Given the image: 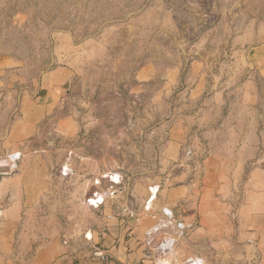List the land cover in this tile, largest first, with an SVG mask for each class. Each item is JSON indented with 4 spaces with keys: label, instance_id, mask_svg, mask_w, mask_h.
<instances>
[{
    "label": "rangeland",
    "instance_id": "obj_1",
    "mask_svg": "<svg viewBox=\"0 0 264 264\" xmlns=\"http://www.w3.org/2000/svg\"><path fill=\"white\" fill-rule=\"evenodd\" d=\"M6 180L28 198L18 263L54 238L92 251L105 212L87 201L106 192L118 220L161 224L145 237L159 264H264L260 236L234 235L242 206L264 201V0H0ZM204 180L222 184L201 201H222V218L180 232L170 189L196 203Z\"/></svg>",
    "mask_w": 264,
    "mask_h": 264
},
{
    "label": "crops",
    "instance_id": "obj_2",
    "mask_svg": "<svg viewBox=\"0 0 264 264\" xmlns=\"http://www.w3.org/2000/svg\"><path fill=\"white\" fill-rule=\"evenodd\" d=\"M211 161L210 166L214 165L213 167L218 170L222 162L221 159L217 158ZM12 179L15 180L16 178L12 177ZM7 181L9 180L0 184V206H3L2 202L4 201V197L8 195V192L15 194L16 197H14L15 199L11 207L4 210L0 209V264H22L17 262L18 250L10 246V243L14 238L12 228L20 223L17 219V213L23 206L28 205V198H24L25 190L23 186L18 189L16 184L12 186L13 182ZM8 183L11 185V189L9 188L5 192L4 189H6ZM205 183L206 181L204 180V184ZM221 187L222 184L217 181H215L213 185H211L210 182L202 185L199 189L201 200L196 203L190 200L191 198L189 197L191 196L189 194L191 190H189L187 186L170 189V193H174L175 197H184V201L186 202L185 206L181 208L182 213L176 215L177 220L187 225L196 221L198 222V227H202V224L205 225L207 223V217L211 216V212L214 213L213 219H218L219 215L217 212L218 209L222 207L223 202L216 200L212 204H207L201 201L202 196L209 193L211 188L220 189ZM167 191H169V188H167ZM16 192L20 193L18 194ZM103 194V202L99 203L98 206L93 205L96 208L103 207L105 212L104 217L101 218L103 227H92L88 229L85 234V241L87 244L94 247L92 251L79 252L73 246L63 245L59 240L54 238L52 241L39 247L32 258L27 259V264H159L154 252L155 250H152V247H147L145 237L146 234L152 231V228L159 230L161 224L154 223L153 226L144 225L151 224L152 221L146 217H137V215L129 216L126 215V213H122L118 220L115 215L109 214V196H107L106 192ZM157 197L155 199H157ZM165 202L166 201H160L159 204H161L163 208L171 209L168 208V205L170 206L171 204ZM255 206L258 208V211L254 210ZM177 210L179 212V208H176V211ZM242 212L247 214V216H243L240 220L242 224L241 227H244L245 231L243 232V230L239 228V230L235 231L234 235L236 236L239 234L240 237L249 240L247 242L253 241L255 237L259 238V236L264 240V201L247 202L242 206ZM10 214H13V218H8ZM219 218L221 219L222 217L219 216ZM132 219L134 220L133 225H131ZM216 222L218 221H215L214 224H216ZM142 223H144L143 227L141 225ZM247 246L249 247V244H247Z\"/></svg>",
    "mask_w": 264,
    "mask_h": 264
},
{
    "label": "bare ground",
    "instance_id": "obj_3",
    "mask_svg": "<svg viewBox=\"0 0 264 264\" xmlns=\"http://www.w3.org/2000/svg\"><path fill=\"white\" fill-rule=\"evenodd\" d=\"M113 179H118L117 175H113L112 176ZM110 193V192H109ZM115 193V192H114ZM153 193L156 194V190L153 188ZM107 194V193H106ZM90 198V199H89ZM88 199V204L90 205H94V206H98L99 203L103 202L104 200V194L103 193H95L93 194L91 197H89ZM154 198V197H152ZM196 264H199V262H197Z\"/></svg>",
    "mask_w": 264,
    "mask_h": 264
},
{
    "label": "built area",
    "instance_id": "obj_4",
    "mask_svg": "<svg viewBox=\"0 0 264 264\" xmlns=\"http://www.w3.org/2000/svg\"><path fill=\"white\" fill-rule=\"evenodd\" d=\"M15 155H16L15 159H17L18 158V154H15ZM164 214L169 218L168 220H171V218H173V216H174L173 211L170 210V209L168 210L166 208L164 209ZM187 227L188 226H186V224L183 223V222H178L177 225H176L177 230L180 231V232H183Z\"/></svg>",
    "mask_w": 264,
    "mask_h": 264
},
{
    "label": "water",
    "instance_id": "obj_5",
    "mask_svg": "<svg viewBox=\"0 0 264 264\" xmlns=\"http://www.w3.org/2000/svg\"><path fill=\"white\" fill-rule=\"evenodd\" d=\"M116 193H117V191H116ZM115 195H117V194H115Z\"/></svg>",
    "mask_w": 264,
    "mask_h": 264
}]
</instances>
